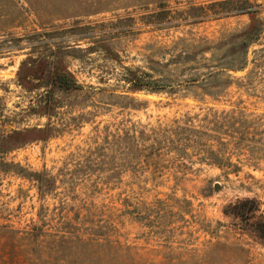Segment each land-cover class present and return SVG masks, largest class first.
I'll return each instance as SVG.
<instances>
[{
  "label": "rangeland",
  "instance_id": "rangeland-1",
  "mask_svg": "<svg viewBox=\"0 0 264 264\" xmlns=\"http://www.w3.org/2000/svg\"><path fill=\"white\" fill-rule=\"evenodd\" d=\"M249 199L264 0H0V264H264Z\"/></svg>",
  "mask_w": 264,
  "mask_h": 264
},
{
  "label": "trees",
  "instance_id": "trees-1",
  "mask_svg": "<svg viewBox=\"0 0 264 264\" xmlns=\"http://www.w3.org/2000/svg\"><path fill=\"white\" fill-rule=\"evenodd\" d=\"M244 13H248L249 17H250V22L247 25V27L244 30V34H249L254 30V26H255V22H256V10H251V9H247L244 11ZM37 62V60H35ZM39 63V66H45L46 65V61L45 59L41 58L39 59V61L37 62ZM53 66L51 69H48V72L51 76L52 79V88H59V89H64V90H75V89H79L81 88V85L77 82V80L75 79V77L73 76V74L67 69L66 66L63 65L62 62H55L54 64L51 63ZM44 69V68H43ZM40 70V68H39ZM39 70H36L39 71ZM18 78H19V83L31 90L32 88H39L40 86L38 85H33V84H29V83H23L22 79H20V73H18ZM128 82H130V88L133 90H140L143 88H150L153 90H158V89H163L165 88L166 85L164 84H160L156 81L153 80H148L145 79L143 76L141 75H137L135 73H133L131 75V77L128 79ZM51 95L49 94V90L46 93V102H53L51 99ZM249 202H251V204H253L252 209L250 210V215L254 216L256 212H259V231L261 232V235H259L258 239H260L259 241L264 244V210L260 209V205L259 203L254 200V199H249L247 200Z\"/></svg>",
  "mask_w": 264,
  "mask_h": 264
},
{
  "label": "water",
  "instance_id": "water-1",
  "mask_svg": "<svg viewBox=\"0 0 264 264\" xmlns=\"http://www.w3.org/2000/svg\"><path fill=\"white\" fill-rule=\"evenodd\" d=\"M217 186H218V184L216 183V184H215V187H217Z\"/></svg>",
  "mask_w": 264,
  "mask_h": 264
}]
</instances>
